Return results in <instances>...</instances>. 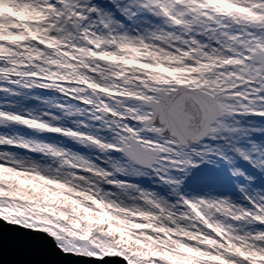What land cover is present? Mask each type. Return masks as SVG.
Segmentation results:
<instances>
[{"label":"snow or ice","instance_id":"obj_1","mask_svg":"<svg viewBox=\"0 0 264 264\" xmlns=\"http://www.w3.org/2000/svg\"><path fill=\"white\" fill-rule=\"evenodd\" d=\"M10 85L59 95L0 108L6 222L127 264H264V0H0V92ZM218 163L246 177L245 196L184 191Z\"/></svg>","mask_w":264,"mask_h":264},{"label":"water","instance_id":"obj_2","mask_svg":"<svg viewBox=\"0 0 264 264\" xmlns=\"http://www.w3.org/2000/svg\"><path fill=\"white\" fill-rule=\"evenodd\" d=\"M0 264H127L119 255L102 259L73 252L65 253L52 235L0 217Z\"/></svg>","mask_w":264,"mask_h":264},{"label":"rangeland","instance_id":"obj_3","mask_svg":"<svg viewBox=\"0 0 264 264\" xmlns=\"http://www.w3.org/2000/svg\"><path fill=\"white\" fill-rule=\"evenodd\" d=\"M9 87L15 89V85H10ZM18 91L20 92V90H18ZM13 93H16V91H14ZM38 94L40 96V93H38ZM41 97H43V95ZM259 123H260L259 120H253V124L256 127H260V125H258ZM18 132L21 135L19 130H18ZM260 135H261V132H254L253 133V136L257 137V140H264V137H261ZM238 166L241 168H244L245 170H247L249 172H255V170L252 169V166L246 160H243V159L238 160ZM200 167L203 168L205 170V172H210L212 174V176L214 177V179L212 180L211 184H208V183L196 180V179L188 181L182 185L185 192H187L189 194L203 193V192L211 189L218 194H230L231 196L238 198V199H240L246 195V193L241 191V186L242 185L246 186L248 183L246 177L231 175V173L228 170V167L226 165L219 164V163L218 164L201 165ZM143 178H140V179H143L142 183L146 187L156 188L154 186V182L152 180L148 179L147 177H143ZM263 178H264V173H257L256 174L255 182L258 185V187H260V188H264ZM21 182L25 186H32V185H30L31 183H33V185L36 183L34 180H22ZM227 183H233V184L237 185V188L231 190L227 187V185H226ZM64 199L66 201H69V198H64ZM114 228H116V227L114 226L113 230H114Z\"/></svg>","mask_w":264,"mask_h":264},{"label":"flooded vegetation","instance_id":"obj_4","mask_svg":"<svg viewBox=\"0 0 264 264\" xmlns=\"http://www.w3.org/2000/svg\"><path fill=\"white\" fill-rule=\"evenodd\" d=\"M42 90L44 93H43V97H41V100L37 103L36 105V110L34 111H39L41 109H47L50 107L51 105V102H52V99L55 97V95H53L52 92L50 91H45L43 89H40ZM57 96L59 95L58 93H56ZM0 99L2 100H6L5 96L3 94H0ZM48 101L47 103L45 101ZM32 102H28L27 104H31ZM4 105L6 106H9L8 107V110H12V111H23V110H27V109H31L32 108H27V109H20L19 106H18V103H17V100L14 102L12 99H10V103H0V107H3ZM42 105V108H39V106ZM14 128L18 129V128H24L25 129V134L27 137L29 138H33V137H38L42 140H45V141H53V140H64L65 138L61 137V136H58L56 134H53V133H41V132H38L36 130H33L31 128H26V127H23V126H19V125H14ZM67 143H69L70 145H72L73 147H76V145L72 144V141L71 140H66ZM81 151H84L85 149H80Z\"/></svg>","mask_w":264,"mask_h":264},{"label":"trees","instance_id":"obj_5","mask_svg":"<svg viewBox=\"0 0 264 264\" xmlns=\"http://www.w3.org/2000/svg\"><path fill=\"white\" fill-rule=\"evenodd\" d=\"M113 227H114V226H113ZM114 230H115V231H120V230H119V229H117V228H114Z\"/></svg>","mask_w":264,"mask_h":264}]
</instances>
